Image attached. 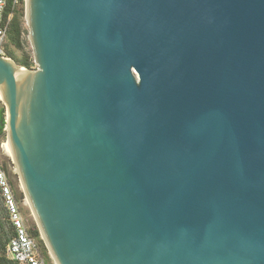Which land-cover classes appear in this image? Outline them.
<instances>
[{
  "label": "water",
  "instance_id": "95a60500",
  "mask_svg": "<svg viewBox=\"0 0 264 264\" xmlns=\"http://www.w3.org/2000/svg\"><path fill=\"white\" fill-rule=\"evenodd\" d=\"M25 7L0 158L48 264H264V0Z\"/></svg>",
  "mask_w": 264,
  "mask_h": 264
},
{
  "label": "built area",
  "instance_id": "2783aa9c",
  "mask_svg": "<svg viewBox=\"0 0 264 264\" xmlns=\"http://www.w3.org/2000/svg\"><path fill=\"white\" fill-rule=\"evenodd\" d=\"M10 0H0V58L8 59L5 55L4 44L6 41L8 21L11 14L5 18V13ZM19 4V0H11L12 8ZM0 187L2 195L10 215V220L14 226L15 234L6 246V256L15 264H48L41 254L36 240L29 236L20 216L12 194H9V187L6 177L0 167Z\"/></svg>",
  "mask_w": 264,
  "mask_h": 264
},
{
  "label": "trees",
  "instance_id": "16d2710c",
  "mask_svg": "<svg viewBox=\"0 0 264 264\" xmlns=\"http://www.w3.org/2000/svg\"><path fill=\"white\" fill-rule=\"evenodd\" d=\"M21 3L22 0H19ZM8 14H11V18L8 21V30H7V37L6 39L16 48H21V40L20 36L22 34L21 26H20V19L22 17V11L21 9H17V7L12 8L11 5V0L9 1L7 11L5 13V18ZM18 64L25 67V68H30L31 66V61L26 58L24 60L18 61ZM4 110L1 109L0 111V136L3 131V124H4ZM4 175H8V171L5 166L1 167ZM6 181L8 183L9 190L13 191L11 181L7 179ZM11 193V191H10ZM17 193V192H15ZM17 199L22 200L23 195L21 192L17 193ZM13 199L14 196L12 195ZM15 201V199H14ZM15 231H14V226L10 220V215L5 203V198L2 195V189L0 187V264H15L13 261L7 258L6 256V246L11 240V238L14 236ZM28 234L30 237L34 238L38 244V247L40 249L41 254L44 256V258L47 260L48 263L51 262L49 255L47 254V249L43 243V241L40 238L39 231L36 227V225L33 223L32 226L28 229Z\"/></svg>",
  "mask_w": 264,
  "mask_h": 264
},
{
  "label": "rangeland",
  "instance_id": "374dc122",
  "mask_svg": "<svg viewBox=\"0 0 264 264\" xmlns=\"http://www.w3.org/2000/svg\"><path fill=\"white\" fill-rule=\"evenodd\" d=\"M25 3H26V0H22V2L16 6L17 9H21L22 11V17L20 19V26H21V30H22V34L20 36V40H21V48H16L14 47L7 39L5 41V44H4V50H5V55L6 57L13 61L15 64L19 65L18 64V61L20 60H24L26 58H28L30 61H31V66L30 68H26L27 70L29 71H35L36 68H37V63H34V60H33V55H32V48H31V44H30V41L28 39V35H29V25H28V21L26 19V14H25ZM7 37V36H6ZM21 66V65H19ZM23 67V66H22ZM25 68V67H24ZM4 166L3 165V162L0 158V167ZM5 177L8 178V176L6 175ZM12 185V183H11ZM12 188H13V185H12ZM11 191V194L14 196V199H15V204H16V207L18 209V212L20 214V216L22 217L23 219V222H24V225L28 231V229L30 228V225L27 221V218L24 214V211L17 199V196L15 194V191H14V188H13V191L14 193ZM10 191H9V194H10Z\"/></svg>",
  "mask_w": 264,
  "mask_h": 264
},
{
  "label": "bare ground",
  "instance_id": "6f19581e",
  "mask_svg": "<svg viewBox=\"0 0 264 264\" xmlns=\"http://www.w3.org/2000/svg\"><path fill=\"white\" fill-rule=\"evenodd\" d=\"M9 60V59H8ZM11 61V60H10ZM25 69V68H24Z\"/></svg>",
  "mask_w": 264,
  "mask_h": 264
},
{
  "label": "flooded vegetation",
  "instance_id": "af4514ba",
  "mask_svg": "<svg viewBox=\"0 0 264 264\" xmlns=\"http://www.w3.org/2000/svg\"><path fill=\"white\" fill-rule=\"evenodd\" d=\"M0 111H1V109H0ZM1 123V122H0Z\"/></svg>",
  "mask_w": 264,
  "mask_h": 264
}]
</instances>
